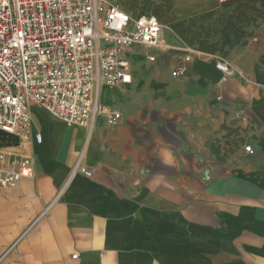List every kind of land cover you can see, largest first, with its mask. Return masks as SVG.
Instances as JSON below:
<instances>
[{"label": "crops", "instance_id": "1", "mask_svg": "<svg viewBox=\"0 0 264 264\" xmlns=\"http://www.w3.org/2000/svg\"><path fill=\"white\" fill-rule=\"evenodd\" d=\"M110 1L166 26L164 47L126 50L131 82L99 90L113 127L31 110L28 139L3 148L33 175L0 188V264H264V0L163 18Z\"/></svg>", "mask_w": 264, "mask_h": 264}, {"label": "built area", "instance_id": "2", "mask_svg": "<svg viewBox=\"0 0 264 264\" xmlns=\"http://www.w3.org/2000/svg\"><path fill=\"white\" fill-rule=\"evenodd\" d=\"M166 29L155 17H132L110 0H0V131L27 140L34 108L68 127L91 129L100 115L107 126L117 125L120 114L101 107L99 90L129 84L126 50H161ZM188 61L181 59L171 76L184 77ZM215 68L229 73L225 61ZM34 140L40 143L41 136ZM244 151L253 153L250 146ZM9 157L0 149L2 189L33 175L28 158L9 168ZM78 173L92 176L85 168Z\"/></svg>", "mask_w": 264, "mask_h": 264}, {"label": "rangeland", "instance_id": "3", "mask_svg": "<svg viewBox=\"0 0 264 264\" xmlns=\"http://www.w3.org/2000/svg\"><path fill=\"white\" fill-rule=\"evenodd\" d=\"M118 1L120 2L122 0H118ZM205 1H213L219 7H222V6L232 5L236 0H231L227 4H220L219 3L220 0H135V1L133 0L131 2L129 1L126 3H130L131 5H134L136 7L138 5L140 7H144L149 11L148 13L163 18V16L172 12L177 7L186 6L198 2H205ZM120 4L124 6L122 2H120Z\"/></svg>", "mask_w": 264, "mask_h": 264}, {"label": "trees", "instance_id": "4", "mask_svg": "<svg viewBox=\"0 0 264 264\" xmlns=\"http://www.w3.org/2000/svg\"><path fill=\"white\" fill-rule=\"evenodd\" d=\"M20 143L18 137L0 131V149L17 147Z\"/></svg>", "mask_w": 264, "mask_h": 264}, {"label": "bare ground", "instance_id": "5", "mask_svg": "<svg viewBox=\"0 0 264 264\" xmlns=\"http://www.w3.org/2000/svg\"><path fill=\"white\" fill-rule=\"evenodd\" d=\"M166 27V26H165ZM167 28V27H166Z\"/></svg>", "mask_w": 264, "mask_h": 264}]
</instances>
